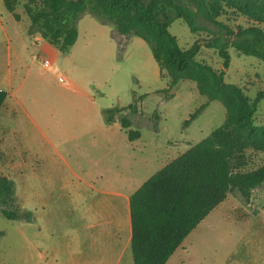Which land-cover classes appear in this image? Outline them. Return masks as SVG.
Instances as JSON below:
<instances>
[{"label": "rangeland", "instance_id": "obj_1", "mask_svg": "<svg viewBox=\"0 0 264 264\" xmlns=\"http://www.w3.org/2000/svg\"><path fill=\"white\" fill-rule=\"evenodd\" d=\"M40 5V0H19L11 13L0 0V62L10 53L20 86L14 89L8 111L0 115V134L5 132L9 139V144L0 143V175L15 182L12 209L24 216L31 214V219L23 216L8 220L0 212V264H72L71 252L78 251L83 253L75 257L76 264H133L130 246L122 261H117L131 234L128 206L120 205L116 197L121 185L118 180L122 188L126 180H132L127 191L131 194L222 126L226 109L219 101L208 102L188 74L169 89V79L145 41L118 34L111 23L88 12L78 20L76 43L67 54L61 53L39 33L28 34L27 9L36 10ZM222 20L232 28L248 26L240 15L228 13ZM169 32L182 50L211 37L208 31L192 34L181 20H175ZM229 52L231 63L226 70L217 52L205 47L196 62L217 72L225 71V83L239 87L252 103L260 95L254 124L264 125V62L234 48ZM46 59L51 62L48 68L43 65ZM62 77L65 82L59 81ZM207 103L205 110L185 126L190 116ZM116 107L125 108L116 114L117 124L127 116L131 129L141 132L140 139L130 143L123 130L119 149L117 141L111 144L104 135L77 138L90 130L87 126L103 123L105 111ZM45 136L58 146L77 174L91 183L100 179L97 187L111 185L102 192L91 191L84 183L72 185L75 191L70 193L69 203L53 202L59 191L57 171L66 166ZM20 140L31 157L29 166L37 164L40 168L35 181L20 178ZM35 151L47 154L43 162L34 161ZM246 159L247 169L253 170L264 164V153L247 151ZM84 169L90 173L82 174ZM69 177L75 180L73 175ZM67 207L68 213L63 216ZM111 215H116L113 218L117 222L108 230H97L100 233L95 240L93 231L83 228ZM52 248L58 251V259L51 258ZM102 252L108 258L105 262L100 258ZM167 264H264V184L253 191L249 203L238 191L229 194Z\"/></svg>", "mask_w": 264, "mask_h": 264}, {"label": "trees", "instance_id": "obj_2", "mask_svg": "<svg viewBox=\"0 0 264 264\" xmlns=\"http://www.w3.org/2000/svg\"><path fill=\"white\" fill-rule=\"evenodd\" d=\"M19 0H4L13 13ZM36 10L27 9L29 35L41 37L67 54L79 36L77 23L86 12L111 23L123 36H137L145 41L153 58L175 88L183 75L198 83L208 102L219 101L226 109L222 126L150 176L130 197L133 264H167L187 237L229 194L238 191L250 202L253 191L264 184V164L248 170L247 151L264 153V125L254 124L257 103L243 91L224 81L225 71L198 64L203 47L215 50L230 67V48L264 62V0H40ZM240 15L248 26L232 28L222 17ZM18 20V15H15ZM181 20L192 34L208 31V40L196 41L182 50L169 32L170 25ZM211 26L213 29H210ZM7 94L0 91V109ZM197 109L185 126H189L208 106ZM129 109L133 105L128 106ZM125 108L105 111L107 124ZM128 140L134 142L141 132L132 130L125 116L119 121ZM14 180L0 175V212L8 220L23 218L17 209ZM31 219V214L24 216Z\"/></svg>", "mask_w": 264, "mask_h": 264}, {"label": "crops", "instance_id": "obj_3", "mask_svg": "<svg viewBox=\"0 0 264 264\" xmlns=\"http://www.w3.org/2000/svg\"><path fill=\"white\" fill-rule=\"evenodd\" d=\"M0 91H3L7 94L6 99L0 109V115L2 113H6V111H8V103H10V101L12 100V98H14V94L15 91L20 89V86H18V84H16V76H15V71L12 69V61H11V56L10 53L7 54V58L4 60H1L0 62ZM24 81V80H23ZM23 85V84H22ZM14 89H16L14 91ZM9 110L12 111V106L10 105ZM88 130L86 133L78 136L77 138H81V137H87V136H98V135H104L106 137L110 138V143L113 144L114 140L117 141V145L119 147V149H121V146L123 145L122 140L120 138V133L121 131H123L121 125L117 124V121L114 124H107L106 121H104L103 123L97 124L95 126L89 125L87 126ZM126 134V133H125ZM20 135V134H19ZM116 137H119L116 138ZM20 138V136H19ZM45 140L51 144L52 146H54V144L52 143V141L50 139H48L45 136ZM130 142V141H129ZM0 143H7L9 144V139L7 138V135L5 132H1L0 134ZM133 143V142H130ZM22 141L20 140L18 145H19V149H18V154H17V158H18V170H19V175L20 178L24 177V179L26 180L27 177H31L34 179L37 178L38 176V172L40 171V168L37 164H35V166H29V161L31 160V157H28L27 151L24 148V145L22 147ZM128 148L132 149V146H128ZM55 149V153L63 160V162L65 163V168L61 169L59 171H57V182L59 183L58 185V192H57V196L53 197V202L58 203L60 201H64L66 204L69 203L72 199L70 193L74 192L75 189L74 187L71 189L70 186L72 185H81L82 183H84L86 186L89 187V189L92 191H98V192H102L105 191L106 187H109L111 184L108 185H104L101 184L100 187L98 186V183L100 182V179H96L95 181H93L92 183L89 182L88 180H86V178L82 175L77 174L73 167L71 166V164L69 163V161L67 160V158L65 156H63V154L59 151L58 146H54ZM9 155L12 153L11 152H7ZM46 153L45 152H39V151H35L33 153V159L34 161L36 160V162L40 163L44 161V158H46ZM127 155V154H126ZM129 158L131 159V154H129ZM35 162V163H36ZM89 170H82V174H89L90 172H88ZM73 175L75 177L74 179H71V177H69V174ZM19 178V179H20ZM118 182L121 184L120 188L118 191H120V193L116 192V197L119 198V203L120 205H123L124 207V203L127 204V210L130 214V206H129V200L131 195L136 191L132 192L131 194L127 193V191L129 190L128 187H130V185L132 186V180H126L124 183V188H122V183L121 180H118ZM143 184V183H142ZM141 184V185H142ZM140 185V186H141ZM22 189V188H21ZM35 191V190H34ZM65 191H67L65 193ZM106 210V209H105ZM116 212V210H114V213ZM68 213V207L67 210L62 212V215L65 216ZM113 217H116V215H111L108 219H102V220H95L93 223H87L86 225L83 226V228L85 230H92L94 233V240L96 239V236L100 233L97 232V230L101 231L100 228L103 229H107L109 228V226H111L112 224L114 225L117 220L116 218L114 219ZM130 224V229H131V219L129 221ZM130 240H131V234L129 236L128 241L126 242L124 248H122L119 252V256H118V263H120L123 259V256L126 253V250H128V247L130 246ZM58 252V251H57ZM55 252L54 248H52L50 250V256L53 260L58 259L59 254ZM78 253V254H77ZM83 252L78 251V252H71V258L69 260V263L72 264H76L77 260L75 259V257H80L82 255ZM97 253V252H95ZM103 253V252H102ZM105 253L100 254V258L104 259V262L106 261V259H108L105 255ZM49 261V259H47V262ZM51 262V261H50ZM52 264V263H51ZM58 264V263H57ZM64 264V263H62Z\"/></svg>", "mask_w": 264, "mask_h": 264}, {"label": "built area", "instance_id": "obj_4", "mask_svg": "<svg viewBox=\"0 0 264 264\" xmlns=\"http://www.w3.org/2000/svg\"><path fill=\"white\" fill-rule=\"evenodd\" d=\"M43 65L44 67L48 68L51 65L50 60L48 59L44 60ZM65 80H66L65 77H62L59 79L60 82H65Z\"/></svg>", "mask_w": 264, "mask_h": 264}]
</instances>
